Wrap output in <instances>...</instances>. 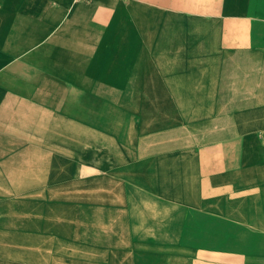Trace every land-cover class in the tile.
I'll use <instances>...</instances> for the list:
<instances>
[{"label":"crops","instance_id":"0c3cea01","mask_svg":"<svg viewBox=\"0 0 264 264\" xmlns=\"http://www.w3.org/2000/svg\"><path fill=\"white\" fill-rule=\"evenodd\" d=\"M0 264H264V0H0Z\"/></svg>","mask_w":264,"mask_h":264},{"label":"rangeland","instance_id":"374dc122","mask_svg":"<svg viewBox=\"0 0 264 264\" xmlns=\"http://www.w3.org/2000/svg\"><path fill=\"white\" fill-rule=\"evenodd\" d=\"M208 128V127H207ZM210 129V128H209ZM209 131H211V130H208V129H206V128H203V131H202V137H203V139H208V138H210L211 136H210V132ZM225 136V134L224 133H215L214 132V135H213V137L212 138H222V137H224ZM112 162L113 161V159H111V158H108V162ZM109 168V167H108Z\"/></svg>","mask_w":264,"mask_h":264},{"label":"built area","instance_id":"2783aa9c","mask_svg":"<svg viewBox=\"0 0 264 264\" xmlns=\"http://www.w3.org/2000/svg\"><path fill=\"white\" fill-rule=\"evenodd\" d=\"M77 1H80V0H77Z\"/></svg>","mask_w":264,"mask_h":264}]
</instances>
